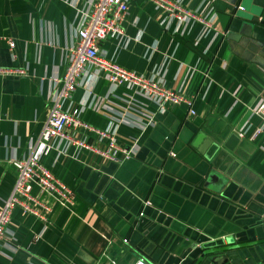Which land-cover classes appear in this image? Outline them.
<instances>
[{
    "label": "crops",
    "instance_id": "0c3cea01",
    "mask_svg": "<svg viewBox=\"0 0 264 264\" xmlns=\"http://www.w3.org/2000/svg\"><path fill=\"white\" fill-rule=\"evenodd\" d=\"M89 1L0 0V68L22 70L0 74V204L16 176L9 159L26 156L38 138ZM178 1L215 30L127 0L121 34L98 47L192 96L194 113L182 103L157 111L98 73L76 86L60 107H79L81 121L110 127L132 152L110 161L52 138L38 160L73 192V204L32 184L46 220L14 208L0 264H264V121L252 110L264 94V0ZM73 135L101 144L89 130Z\"/></svg>",
    "mask_w": 264,
    "mask_h": 264
},
{
    "label": "built area",
    "instance_id": "2783aa9c",
    "mask_svg": "<svg viewBox=\"0 0 264 264\" xmlns=\"http://www.w3.org/2000/svg\"><path fill=\"white\" fill-rule=\"evenodd\" d=\"M149 1L164 12L163 19L173 17L179 22L194 20L201 23L204 29L215 30L210 17L201 16L183 7L178 0ZM126 10L127 0H91L86 9L81 11L79 23L74 31V42L67 49L66 63L59 80L60 84L53 90L48 115L38 138L26 156L9 159L15 169L16 176L11 192L0 204V241L4 238L10 213L14 208H18L23 214L37 218L42 223L45 222L49 208L31 196L32 184L39 187L41 192L51 194L63 207L73 204V192L57 181L38 160V154L50 146L49 141L52 138L63 139L75 147L83 148L110 161H119L130 156L132 149L118 145L110 127L97 128L81 121L78 116L80 108L77 106L60 107L61 101L70 98L76 86H87L89 77L98 73L110 85L121 84L130 87L151 100L157 111L182 103L187 107L189 114L194 113L192 96L165 88L152 77L125 69L100 55L99 41L107 34H121L120 24ZM215 32L213 31L214 34ZM7 43L8 47H13L14 43L11 39H7ZM9 72L21 73L22 70L0 68V74ZM252 110L264 121V94L259 97ZM148 121H152L151 116L148 117ZM78 129L92 131L101 144L92 143L73 135V131ZM260 130L261 127L254 128L248 134L249 138L255 137ZM244 132V130H240L237 135L243 136ZM143 204L146 206L149 205V202L144 201ZM123 242L125 243L126 240L124 239ZM134 264L145 263L139 259Z\"/></svg>",
    "mask_w": 264,
    "mask_h": 264
},
{
    "label": "water",
    "instance_id": "95a60500",
    "mask_svg": "<svg viewBox=\"0 0 264 264\" xmlns=\"http://www.w3.org/2000/svg\"><path fill=\"white\" fill-rule=\"evenodd\" d=\"M230 4H234L235 2H236V0H227ZM239 5V4H238ZM239 7L241 8V9H243V6L242 5H239ZM239 8V9H240ZM253 20H256V17H253L252 18Z\"/></svg>",
    "mask_w": 264,
    "mask_h": 264
}]
</instances>
